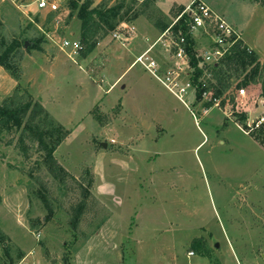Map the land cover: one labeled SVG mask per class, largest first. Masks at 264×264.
<instances>
[{"label":"rangeland","instance_id":"1","mask_svg":"<svg viewBox=\"0 0 264 264\" xmlns=\"http://www.w3.org/2000/svg\"><path fill=\"white\" fill-rule=\"evenodd\" d=\"M94 1H125L120 23L135 26L143 47L161 32L146 14L135 17L143 0ZM173 1H162L165 12L155 0L171 23ZM205 1L242 31L262 70L241 86L248 70L231 72L219 106L193 93L186 105L141 64L128 68L138 50L113 30L91 53L83 43L63 49L64 39L81 40L70 0L52 14L34 0H0V53L12 49L11 70L0 65V103L16 92L40 101L41 126L70 132L54 154L78 179L61 181L38 142L26 138L25 151L20 132H4L0 264H264V111L250 120L264 105V0ZM81 183L92 196L73 225Z\"/></svg>","mask_w":264,"mask_h":264},{"label":"trees","instance_id":"2","mask_svg":"<svg viewBox=\"0 0 264 264\" xmlns=\"http://www.w3.org/2000/svg\"><path fill=\"white\" fill-rule=\"evenodd\" d=\"M70 7L73 11H77V15L81 20V41L84 47V53H91L99 39L111 30H115L121 20L129 13V10L124 11L125 1H119L111 5L95 4L94 0H70ZM143 8L135 12V17L141 13L147 15L148 18L154 21V26L161 31L165 30L171 23L168 16L155 6V0H143ZM185 5H174V15L177 16ZM51 11L50 14H52ZM184 15L176 28H181L184 31L188 41L192 44L194 39L187 34L188 24ZM189 46L191 49L192 46ZM35 45L33 43L31 46ZM11 48L5 49L0 53V65L11 70ZM192 63L195 66L194 83L197 87L196 99L205 101L206 105H210L215 97L222 95L231 87L229 78L231 72L242 71L248 72L239 86L248 85L260 76V63L258 56L254 50L240 39L232 47L230 53H227L218 64L213 67V76L205 82H199L198 79L202 76L203 70L198 67V60L192 56ZM261 70V71H260ZM262 92L264 98V78L261 81ZM207 91L211 93L209 100H205L203 93ZM45 108L43 104L33 98L25 99L23 96H18L17 92L6 98L3 103H0V140L3 138L4 132H20V142L22 148L26 151L30 146L26 144V138L36 141L39 148L44 152V161L48 170L61 181L69 177L76 179L71 172L66 170L58 161L54 152L58 145L68 136L69 130L62 125L56 128H43L40 123L41 116L44 114ZM94 117L101 123L107 122L106 116L97 111H93ZM82 187V198L71 206V223L76 225L83 213L86 211L89 199L92 196V191L88 186L80 184ZM202 249L207 248V244H201Z\"/></svg>","mask_w":264,"mask_h":264},{"label":"built area","instance_id":"3","mask_svg":"<svg viewBox=\"0 0 264 264\" xmlns=\"http://www.w3.org/2000/svg\"><path fill=\"white\" fill-rule=\"evenodd\" d=\"M34 1L40 9H49L50 11L59 9L58 0ZM184 15L188 16L186 19L189 27L187 34L195 40L192 44L188 41L183 29L176 28ZM112 37L123 45H128L138 37V32L134 25L122 22L118 28L113 30ZM240 39H243L242 31L229 22L223 14L214 10L203 0H193L185 5L165 30L159 32L153 41L143 47L135 56L131 66L141 64L188 105L186 96L193 93L196 98L197 92L194 83L196 68L192 63V56L197 58L198 67L203 70L198 81L205 82L208 78H212L214 65L218 64L227 53H230L232 47ZM145 40L150 41L149 37H145ZM190 44L191 49L189 48ZM62 48L77 52L82 48V42L78 39H64ZM209 94L211 93L205 91L203 97H207ZM246 94V87L242 86L237 89V98L245 97ZM221 99L222 97H215L213 104L219 106ZM207 110L205 108V111ZM192 113L197 117L195 111ZM189 254H194V251H190Z\"/></svg>","mask_w":264,"mask_h":264},{"label":"crops","instance_id":"4","mask_svg":"<svg viewBox=\"0 0 264 264\" xmlns=\"http://www.w3.org/2000/svg\"><path fill=\"white\" fill-rule=\"evenodd\" d=\"M162 1L163 0H158V2H159V6L162 8V10L163 11H165V12H167L168 10H165L164 9V7L162 6ZM203 1H205V0H203ZM206 2V1H205ZM207 3V2H206ZM175 4H177V5H180V4H185V3H183V2H181V1H177V0H174L173 2H172V4H171V6L173 5H175ZM208 4V3H207ZM209 5V4H208ZM210 6V5H209ZM211 7V6H210ZM133 43H135V49H137L138 50V53L143 49V45H141L139 42H137V40L135 39V40H133L132 41ZM246 44H247V42H246ZM249 45V44H248ZM250 47H252V46H250ZM252 49H254L253 47H252ZM255 50V49H254ZM258 53V52H257ZM259 54V53H258ZM260 55V54H259ZM260 58H262L261 57V55H260ZM133 62V61H132ZM132 62H131V64H132ZM131 64L129 65V67L128 68H130L131 67ZM122 76H123V73L122 74H120L117 78H116V80L114 81V82H117V81H120L121 80V78H122ZM128 87V85L126 84V83H124V84H122V88H124V89H126ZM251 112H253V111H251Z\"/></svg>","mask_w":264,"mask_h":264},{"label":"water","instance_id":"5","mask_svg":"<svg viewBox=\"0 0 264 264\" xmlns=\"http://www.w3.org/2000/svg\"><path fill=\"white\" fill-rule=\"evenodd\" d=\"M264 111V105H260L257 110L251 112L250 114V120L253 121L256 117H258L260 115L261 112ZM219 245V243H217V246Z\"/></svg>","mask_w":264,"mask_h":264}]
</instances>
